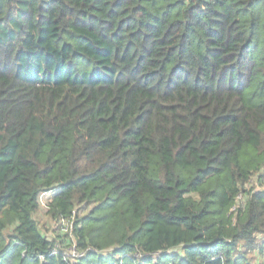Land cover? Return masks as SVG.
I'll return each instance as SVG.
<instances>
[{"label":"trees","instance_id":"trees-1","mask_svg":"<svg viewBox=\"0 0 264 264\" xmlns=\"http://www.w3.org/2000/svg\"><path fill=\"white\" fill-rule=\"evenodd\" d=\"M0 264H264V0H0Z\"/></svg>","mask_w":264,"mask_h":264},{"label":"rangeland","instance_id":"rangeland-1","mask_svg":"<svg viewBox=\"0 0 264 264\" xmlns=\"http://www.w3.org/2000/svg\"><path fill=\"white\" fill-rule=\"evenodd\" d=\"M49 196V193L41 194L39 199V204L41 208H39V211L36 213L35 218L41 230L45 234L50 236L51 234H53V230L58 228V226H61V224H63L64 228H67V225L65 223L54 222L51 220L46 208V203L48 201Z\"/></svg>","mask_w":264,"mask_h":264},{"label":"built area","instance_id":"built-area-1","mask_svg":"<svg viewBox=\"0 0 264 264\" xmlns=\"http://www.w3.org/2000/svg\"><path fill=\"white\" fill-rule=\"evenodd\" d=\"M55 249L53 250V252H51L50 253V255H53L54 253H55ZM81 254H79L76 250H75V248H71L70 249V252H67V256H69L71 259H73V258H75V257H77V256H80ZM39 259H41V260H45V257L44 256H39Z\"/></svg>","mask_w":264,"mask_h":264}]
</instances>
